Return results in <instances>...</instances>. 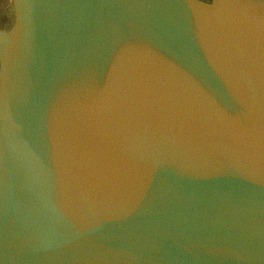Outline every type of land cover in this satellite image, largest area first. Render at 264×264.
Returning a JSON list of instances; mask_svg holds the SVG:
<instances>
[{
  "label": "water",
  "instance_id": "water-1",
  "mask_svg": "<svg viewBox=\"0 0 264 264\" xmlns=\"http://www.w3.org/2000/svg\"><path fill=\"white\" fill-rule=\"evenodd\" d=\"M208 1L17 0L0 264H264V0Z\"/></svg>",
  "mask_w": 264,
  "mask_h": 264
},
{
  "label": "rangeland",
  "instance_id": "rangeland-1",
  "mask_svg": "<svg viewBox=\"0 0 264 264\" xmlns=\"http://www.w3.org/2000/svg\"><path fill=\"white\" fill-rule=\"evenodd\" d=\"M230 3L232 0H228V4ZM0 31L9 35H20L22 13L17 0H0Z\"/></svg>",
  "mask_w": 264,
  "mask_h": 264
},
{
  "label": "flooded vegetation",
  "instance_id": "flooded-vegetation-1",
  "mask_svg": "<svg viewBox=\"0 0 264 264\" xmlns=\"http://www.w3.org/2000/svg\"><path fill=\"white\" fill-rule=\"evenodd\" d=\"M203 1H208V0H203ZM209 2V1H208ZM231 4V3H230ZM230 4H228V0H227V6L230 8Z\"/></svg>",
  "mask_w": 264,
  "mask_h": 264
},
{
  "label": "bare ground",
  "instance_id": "bare-ground-1",
  "mask_svg": "<svg viewBox=\"0 0 264 264\" xmlns=\"http://www.w3.org/2000/svg\"><path fill=\"white\" fill-rule=\"evenodd\" d=\"M232 3H233V1H232ZM232 3L230 4V8L232 7Z\"/></svg>",
  "mask_w": 264,
  "mask_h": 264
}]
</instances>
